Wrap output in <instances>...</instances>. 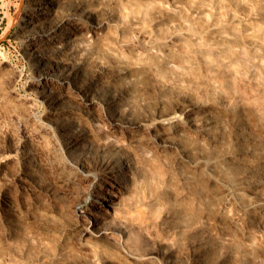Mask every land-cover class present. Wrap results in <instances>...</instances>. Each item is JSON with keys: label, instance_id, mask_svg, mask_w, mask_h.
Masks as SVG:
<instances>
[{"label": "bare ground", "instance_id": "obj_1", "mask_svg": "<svg viewBox=\"0 0 264 264\" xmlns=\"http://www.w3.org/2000/svg\"><path fill=\"white\" fill-rule=\"evenodd\" d=\"M103 3L25 0L13 32L26 63L25 94L17 93L13 85L18 71L7 58H0V71L6 75L0 87V110L18 121L13 153L5 159L18 165L14 180L18 187L40 190L51 199L64 195L75 218L69 230L75 231L84 264H109L97 245L100 240H106L122 264H226L231 254L220 251L221 242L240 235L253 243V230L264 227V153L255 162L249 159L256 151L252 142L256 138L264 142V136L251 132L245 118L235 126L234 136L226 133L217 119L219 104L177 102L167 107L156 99L143 85L150 68L113 52L101 40L111 21ZM135 31L144 38L140 46L151 49L152 32L146 27ZM136 46L125 43L127 48ZM10 101L21 107V113L11 108ZM233 140L240 146L232 149ZM216 143L224 149L209 153ZM154 156L161 168L157 171L169 181L176 172L169 171L172 162L184 185L203 172L208 184L218 187L215 203L198 198L200 212L191 202L187 209L175 211L179 197H190L184 186L179 193L158 196L166 205L161 229L185 234L192 263L173 246H141L136 236L125 232L122 221L108 220L118 214V200L131 197ZM240 163L243 169L230 177ZM9 198L8 193H0V203L8 204ZM211 207L216 208L215 215ZM116 234L129 244L121 243ZM211 235L220 243H210ZM261 253L254 259L261 260Z\"/></svg>", "mask_w": 264, "mask_h": 264}, {"label": "rangeland", "instance_id": "obj_2", "mask_svg": "<svg viewBox=\"0 0 264 264\" xmlns=\"http://www.w3.org/2000/svg\"><path fill=\"white\" fill-rule=\"evenodd\" d=\"M103 2L111 21L102 32L101 40L113 52L124 53L150 68L143 85L156 99L165 101L167 107L177 102L219 104L217 119L226 133L234 136L235 126L245 118L251 132L264 136V0ZM24 5L25 0H0V58H7L18 71L13 85L20 94L27 92L26 63L13 32ZM141 27L148 28L155 39L148 51L140 46L144 38L135 31ZM125 43L137 46L127 48ZM4 72L0 71V87L6 76ZM10 103L12 109L21 113L18 104ZM17 124L16 119L0 110V193H8L10 197L8 204L0 203V264H84L85 255L75 245V231L69 230L75 218L69 212L64 195L58 193L51 199L40 190L18 187L14 180L18 165L14 160L6 161V156L13 153L11 144ZM252 145L256 151L249 159L255 162L264 153V142L256 138ZM236 146L239 147L240 142L233 140L230 147L235 149ZM223 149L216 143L208 151L213 154ZM159 168L158 157L154 156L131 197L119 199L118 214L109 216L108 220L110 223L122 221L125 232L136 236L141 246H173L192 263L185 234L161 229L159 223L166 205L158 196L167 191L179 193L184 186L190 197H179L175 211L187 209L191 202L193 209L200 212L203 207H197L198 198L206 197L209 204L215 203L218 187L209 185L203 172H197L195 178L184 185L178 181V169L172 162L169 171L176 172L170 181L157 171ZM242 169L240 163L233 168L230 177L234 178ZM143 200L145 204H141ZM215 210V207L209 209L211 215H215ZM220 216L226 222L224 213ZM237 232L241 233L239 229ZM253 234V243L240 235L227 243H220L211 235L209 241L220 243V251H229L231 256L226 264H264V227L254 229ZM115 238L129 244L120 234ZM97 245L109 264H122L108 249L106 240L98 241ZM259 250L263 257L256 260L254 256Z\"/></svg>", "mask_w": 264, "mask_h": 264}]
</instances>
